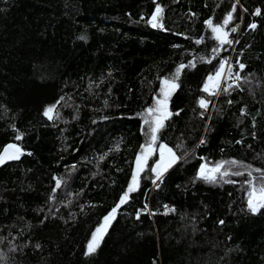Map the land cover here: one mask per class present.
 Listing matches in <instances>:
<instances>
[{
  "label": "trees",
  "instance_id": "trees-1",
  "mask_svg": "<svg viewBox=\"0 0 264 264\" xmlns=\"http://www.w3.org/2000/svg\"><path fill=\"white\" fill-rule=\"evenodd\" d=\"M209 20L243 22L218 93L228 52ZM165 79L156 136L178 162L158 179L155 155L121 204ZM8 143L26 155L0 169V264H264V207L248 203L264 184V0H0Z\"/></svg>",
  "mask_w": 264,
  "mask_h": 264
},
{
  "label": "rangeland",
  "instance_id": "rangeland-1",
  "mask_svg": "<svg viewBox=\"0 0 264 264\" xmlns=\"http://www.w3.org/2000/svg\"><path fill=\"white\" fill-rule=\"evenodd\" d=\"M214 26H217V25H213ZM234 28L236 29L235 31H231V32H228V31H225L224 29H222L223 32H226L228 35H227V40H231V38L233 37V35L239 31V29H241V33H242V30H243V22H240L239 24H236L234 26ZM240 33V34H241ZM215 35H218L217 33H215ZM225 46V51L228 52L229 50V43H225L223 44ZM231 63L227 62L224 60V63L222 64V66L220 67V69L217 71V72H220V77L219 79L216 78V74L212 75L211 77H213L212 80H207V87H208V90L210 91H213V92H216L218 93L223 85V82L225 81L226 77H227V74H228V71L230 70L231 68ZM234 80L237 81L238 80V73L236 72L235 73V76H234ZM165 81H167L168 83H165ZM172 85H175L174 82L170 81V80H163V84H162V89H161V96L160 98L158 99L157 101V107H156V110H155V113H156V116H155V120H154V124H155V127L157 126V122L162 120H164V117L166 115V107H167V99L168 97L174 92L175 88L176 87H172ZM208 106V105H207ZM53 111V107H50ZM52 113V112H51ZM49 113V115L51 114ZM155 135H156V132H155ZM151 136H152V133H151ZM151 136H150V141L145 144L142 148V152L140 153L139 156H141V165L138 166L137 165V161H136V167H135V171H134V175L136 176V183L134 185V187L136 188L137 185H138V176L140 174V172L144 169V167L147 165V163L155 156L158 154V161L157 163H160L161 164V168H157V163L155 165V168H156V171L160 174H163V173H166L169 169H171L177 162H178V158H177V155L175 154V152L172 150V152L175 154V157L176 159L171 162L170 166L166 168V170L163 168V164L164 163H167L171 157L169 155V153L167 151H165L164 153V160L161 161L160 160V146L161 145H165V144H159V142L157 141V136H156V141L155 143L152 142L151 140ZM148 145H151L152 148L154 149V151L152 152L151 155L148 156L146 162L143 160V157H142V153L144 155H147L145 149L147 148ZM168 148H170L169 146H167ZM172 149V148H170ZM213 168H209L207 166L204 167V171H203V174L200 173L202 176H208V177H213L218 171H212ZM220 170V169H219ZM160 179V178H158ZM133 184V180L131 182V185ZM254 189H252L253 191ZM253 205L258 207L259 204H260V201L259 199L256 197V196H253ZM116 214V213H115ZM115 214H114V217H115ZM109 217V215L107 216ZM114 217H110L109 218V221L107 224H105V219L102 223V225L99 227L101 229V232L100 233H97L95 231V235H97L98 237V245L100 244L101 240H102V237L104 236V234L106 233L110 223L112 222V220L114 219ZM91 244H93L94 246L97 244V241H93V237L90 241ZM89 243V244H90ZM97 248V246L95 247V249Z\"/></svg>",
  "mask_w": 264,
  "mask_h": 264
},
{
  "label": "snow or ice",
  "instance_id": "snow-or-ice-1",
  "mask_svg": "<svg viewBox=\"0 0 264 264\" xmlns=\"http://www.w3.org/2000/svg\"><path fill=\"white\" fill-rule=\"evenodd\" d=\"M159 11H161V10L158 8V9H157V12H159ZM257 14H259V10H257ZM156 20H157V16L153 15V17H152V22H153V23H152V26H153V27L161 26V25H158L157 23H155ZM230 20H231V15H229V17L223 21V24H224V25H227V24L229 23ZM207 24L211 27V30H212L213 33H217V34H218V35H216L215 38H216L217 40H219V42H220L221 44L231 43V41L227 40V35H228V34H227L226 32H223V31H222V26L217 25V26H214V27H213V26H212V21H211V20L207 21ZM251 27H252V28H255L256 25L253 24V25H251ZM235 30H236L235 28L232 29V31H235ZM81 39H84V37H81ZM200 42H201V41H199V40L197 41V43H200ZM213 51H216V50L213 49ZM181 67H183V65H181ZM222 67H223V66H222ZM239 67H240L241 69H243V68H244V65H243V64H240ZM219 77H220V72H217V73H216V78L219 79ZM208 79H209V80H212L213 77L210 76ZM165 83H168V82L165 81ZM172 87L174 88V87H176V85H172ZM207 90H208V87H207V85H206V86H205V91H207ZM200 103H201V106H202V107H206V103H205V101L201 100ZM148 111H149V112H152L153 110H152V109H148ZM51 112H52V109L49 108V109L45 112V115H49V113H51ZM49 118H51V116H49ZM145 123L148 124L149 121H148V120H145ZM159 127H163V122H162V120H160V121L157 122V126H156V127L151 128V131H152L151 140H152L153 143H155V141H156V135H155V132L157 131V129H158ZM10 147H12V146H10ZM4 151H5V153H7V148H6ZM145 151H146L147 155H144V154L142 153V157H143V160L146 162L148 156L152 154V152L154 151V149L152 148L151 145H148L147 148L145 149ZM165 151H167V152L169 153L170 157H171V159H170L167 163H164V164H163V168L166 170V168L170 166L171 162H173V161L176 159V157H175V154L172 152V149L168 148L167 145H161V146H160V160H161V161L164 160V153H165ZM11 158L15 159V158H18V156H13V157H11ZM3 159H4V157H3V156H0V162H3ZM233 163H234V162H233ZM137 165H138V166L141 165V156H138V157H137ZM221 166H222V165H217L216 168L212 169V171H219V169H220ZM157 168H161V164H160V163H157ZM203 171H204V168H203V166H202V167H201V173H202V174H203ZM258 171H259V170H258ZM233 174H234V175H243V173H241V172H236V173H233ZM223 175H228V173H227V172H224ZM158 178H159V173H158ZM203 178L206 179V180H209V179H215L214 177H208V176H203ZM261 179H264V176H262ZM135 183H136V176L134 175V176H133V184L129 186L128 190H127V191L124 193V195L121 197V200H120V203H121V204L125 203V202H126V199H127V197H128V195H129V193H131L132 191L135 190V187H134ZM247 183H249L250 185H253V181H252V180H249ZM57 186H59V181L57 182ZM253 189H254L253 191H250V192H249V201H248V203H249V208H250L253 212H255V211H257V207L253 205V199H252V198H253V196H256V197L259 199V201H260V205H259V206L264 207V184H262L258 190H256V189H255V186L253 185ZM115 211H116V209H113L112 213L109 214V217H105V218H104V219H105V224L108 223L110 217H114ZM221 223H223V221H221ZM96 232H97V233H100V232H101V229L98 228V229L96 230ZM93 241H97V244L94 246L93 244L90 243L89 246H88V251H89V252H93V251H95V247L98 246V237H97V235H95V234L93 235Z\"/></svg>",
  "mask_w": 264,
  "mask_h": 264
},
{
  "label": "water",
  "instance_id": "water-1",
  "mask_svg": "<svg viewBox=\"0 0 264 264\" xmlns=\"http://www.w3.org/2000/svg\"><path fill=\"white\" fill-rule=\"evenodd\" d=\"M6 148H7V153H5L4 151ZM25 155L26 152L20 145L16 143H8L7 145L4 146V148L0 152V156L4 157L3 162H0V169L10 163L20 161L25 157ZM13 156H18V158L15 159L11 158Z\"/></svg>",
  "mask_w": 264,
  "mask_h": 264
},
{
  "label": "built area",
  "instance_id": "built-area-1",
  "mask_svg": "<svg viewBox=\"0 0 264 264\" xmlns=\"http://www.w3.org/2000/svg\"><path fill=\"white\" fill-rule=\"evenodd\" d=\"M240 33H241V29H239V31L236 32L230 40L231 43H229L230 46H229V50H228V56L225 58V61H227L229 63H231L232 56L235 52Z\"/></svg>",
  "mask_w": 264,
  "mask_h": 264
}]
</instances>
